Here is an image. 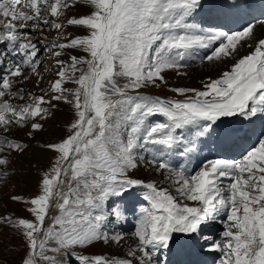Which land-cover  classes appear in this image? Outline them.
Returning a JSON list of instances; mask_svg holds the SVG:
<instances>
[{"label":"snow or ice","instance_id":"obj_1","mask_svg":"<svg viewBox=\"0 0 264 264\" xmlns=\"http://www.w3.org/2000/svg\"><path fill=\"white\" fill-rule=\"evenodd\" d=\"M248 7L247 0H0V197L8 188V200L30 214H0V231L17 234L19 264H167L184 249L218 254L211 264H264V128L247 137L239 158L199 155L209 143H228L236 130L227 118L254 124L264 116V18L237 30L226 23ZM48 61L55 71L45 81L38 69ZM193 64L223 67L200 88L169 86V72L187 77ZM151 88L183 99L142 92ZM62 104L72 114L65 136L41 142ZM24 129L34 144L18 135ZM36 148L55 155L26 198L16 165ZM141 170L155 178H139ZM137 190L131 236L109 230L127 219L117 201ZM216 222L223 231L212 235L206 230ZM127 239L134 242L122 256L84 252Z\"/></svg>","mask_w":264,"mask_h":264},{"label":"rangeland","instance_id":"obj_2","mask_svg":"<svg viewBox=\"0 0 264 264\" xmlns=\"http://www.w3.org/2000/svg\"><path fill=\"white\" fill-rule=\"evenodd\" d=\"M83 11H88V9H83ZM75 12V10H73ZM70 15L72 13H69ZM69 31H73L75 34L83 35L86 33L83 32H77L75 29L70 28ZM49 37L55 35V32L47 33ZM53 61H48L47 63L43 64L40 68V72L44 73L45 75V81L51 78L52 74L54 73L55 69L52 67ZM204 65L199 66H193L189 67L187 71L194 70L201 68L203 69ZM223 66H220L219 68L222 70ZM198 75L200 78L195 83H188L186 87H194V88H200L201 87V81L204 79V74L201 70H198ZM201 74V75H200ZM217 74L216 68L215 70H212L209 72L208 75H212L215 77ZM178 77L173 73H168V79L170 81L169 86L170 87H179L181 84H175L177 80L181 83L182 79L184 77ZM187 82V81H186ZM179 85V86H175ZM25 87L31 88L32 84L27 83L23 85ZM42 87L45 86L44 82L41 84ZM68 87H73V85L69 84ZM153 92H162V94H168L173 95V92L168 91L164 88L161 89H147ZM174 96H177L174 93ZM62 111L56 112L54 118L49 119L46 122V130L40 132L39 139L41 142H44L46 140H52V139H60L62 138L67 131V126L69 122L72 120V114L68 111L66 105L60 106ZM28 131V129H24L23 132H20L18 135L21 136L25 142L33 143V141H29L28 137L25 136V133ZM54 153L50 152H43L40 149L36 148L35 150H29L26 153H24V159L19 161L16 165V167L21 168L22 171L25 172V176L23 178L17 176L15 177L18 184H23V194L26 198H28L30 195H35L38 191V181L41 180L42 173L46 170V168L50 167V164L52 162V158L54 157ZM138 175H145L149 178H155L154 174H150L147 172H144L141 170V172ZM148 178V179H149ZM21 189L17 188L15 191L19 192ZM10 190L8 188L4 189V196L0 197V214H4L7 212H14L17 217H28L30 214L26 211H21L22 208L26 207V205L20 204V203H12L10 200H8L7 196L9 194ZM133 232V231H132ZM129 232L130 234L132 233ZM128 234H125L126 237ZM134 241L131 239H127L121 246L117 245H102V244H96L94 247H89L84 250L86 254H108V255H117L122 256L128 248L129 244H132ZM23 245L21 241L17 238V234L14 233L11 229H3L0 231V264H4V262H7V264H19L20 258L23 255L22 251ZM90 252V253H87Z\"/></svg>","mask_w":264,"mask_h":264},{"label":"bare ground","instance_id":"obj_3","mask_svg":"<svg viewBox=\"0 0 264 264\" xmlns=\"http://www.w3.org/2000/svg\"><path fill=\"white\" fill-rule=\"evenodd\" d=\"M247 3H248V5H250V7L245 8L243 10L240 18L237 20L238 23L236 24L235 22L227 21L226 23H227L228 27H230L234 30H237L241 27L242 24H244L245 21H250L254 17L251 14L253 12V10H255V9L264 10V4L261 3V0H247ZM256 13H257V11H256ZM197 66H199V64ZM219 67L220 66H218L216 68L217 73L221 70ZM198 70H201L203 72L204 76H206L209 74L210 71L215 70V68L203 66V69L198 68V69L190 70V71H188L189 75L187 77H184L182 79L181 83L178 82L180 80L179 79L175 82V84H181V86L186 87L188 83L189 84L195 83L200 78V76L198 75V72H199ZM175 86H179V85H175ZM233 135H235V133H233ZM244 138H245V135H241V138L239 139V141L236 144H231V143L227 144V145L221 144V146L219 147V154L223 157H226V158H231L230 155H233L234 158H239L243 149L247 148V146L249 145V144L244 145V143H245V141L243 140ZM124 234H128L127 236L130 235L129 232L124 233Z\"/></svg>","mask_w":264,"mask_h":264}]
</instances>
